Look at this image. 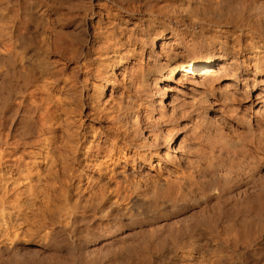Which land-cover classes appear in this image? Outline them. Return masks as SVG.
<instances>
[{
	"label": "bare ground",
	"instance_id": "6f19581e",
	"mask_svg": "<svg viewBox=\"0 0 264 264\" xmlns=\"http://www.w3.org/2000/svg\"><path fill=\"white\" fill-rule=\"evenodd\" d=\"M0 264H264V0H0Z\"/></svg>",
	"mask_w": 264,
	"mask_h": 264
}]
</instances>
